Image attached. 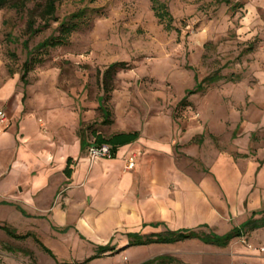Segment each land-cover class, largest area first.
<instances>
[{
  "label": "rangeland",
  "instance_id": "374dc122",
  "mask_svg": "<svg viewBox=\"0 0 264 264\" xmlns=\"http://www.w3.org/2000/svg\"><path fill=\"white\" fill-rule=\"evenodd\" d=\"M161 1L174 17L171 31L155 17L150 0H60L50 26L31 38L28 18L45 0H28L24 13L1 9L0 78L19 79L24 107L31 99L46 110L80 115L77 135L84 133L91 143L93 131L108 138L118 120L135 125V133L146 140L159 137L183 153L177 140L194 127L204 129L190 143L199 154L257 159L264 151V0ZM65 20L77 25L68 45L34 52L42 62L25 73L23 42L28 40L34 51L58 35ZM115 63L127 68L105 78ZM196 81L203 90L188 95ZM100 105L111 113L108 125ZM17 207L0 204V264H56L34 239L43 244L40 226ZM7 230L30 237L17 239ZM238 242L245 245L243 239ZM43 245L60 253L57 244Z\"/></svg>",
  "mask_w": 264,
  "mask_h": 264
},
{
  "label": "crops",
  "instance_id": "0c3cea01",
  "mask_svg": "<svg viewBox=\"0 0 264 264\" xmlns=\"http://www.w3.org/2000/svg\"><path fill=\"white\" fill-rule=\"evenodd\" d=\"M23 92L18 78H0V110L9 120L0 128V204L18 205L40 226L43 244L60 247H46L56 264H264V227L225 247L199 239L129 246L135 235L225 236L249 220L264 221V151L247 161L216 151L205 156L190 144L204 129L191 127L177 140L183 153L170 141L139 135L113 159L91 161L94 143L77 135L80 115L31 99L24 107ZM128 124L117 120L109 137L135 133ZM131 157L136 168L128 171ZM106 246L114 251L101 254Z\"/></svg>",
  "mask_w": 264,
  "mask_h": 264
},
{
  "label": "trees",
  "instance_id": "16d2710c",
  "mask_svg": "<svg viewBox=\"0 0 264 264\" xmlns=\"http://www.w3.org/2000/svg\"><path fill=\"white\" fill-rule=\"evenodd\" d=\"M152 3V10L155 14V17L165 25V28L167 31H171L174 29L173 23H174V17L171 14L169 7L166 2H162L161 0H150ZM219 2H224L226 4H229L231 0H218ZM60 0H45L44 4L40 7H36L33 11H31L30 16L27 21V27H26V34L31 38L36 36L38 33H40L42 30L48 28L50 26V22L55 19V15L58 9V3ZM28 6V0H0V10L9 8L15 10L17 13H24L27 10ZM39 8V9H38ZM40 10V11H37ZM38 12V13H37ZM38 19L42 22V25L40 24L37 27ZM77 29L76 24L68 23L66 20L63 21L58 29V35H52L48 39L44 40L43 42L39 43L34 51H29V41L26 40L23 42V47L25 50H27L28 59L25 62L24 69L25 73L30 72L32 70L33 66L35 64H40L42 62V59L39 57H32V54L34 52L42 53L49 49H56L58 47H63L68 45L69 39L73 32ZM117 68L126 69L127 65L126 63H115L111 65L106 72L104 73V77L108 79L110 77V74L114 72ZM197 78V77H196ZM218 77L214 76L210 79V81H215ZM197 80V79H196ZM196 88L192 91H188V95H193L196 93H199L203 90L202 83H198L196 81ZM107 92H109L111 89L107 88L105 89ZM101 111L104 116V125H108L110 123L109 119L111 117L110 111L101 105ZM95 138L94 146H102L107 145L110 146L115 154L116 149L125 146L127 144H131L139 139V133H132V134H118L114 135L109 138H104L101 134H97L95 131L92 132ZM92 145V146H93ZM21 213L26 216V213L21 211ZM264 227V221H253L249 220L243 225H241L238 228H235L233 231H231L229 234L225 236H218L216 234H207V233H197L195 231L191 230H181L177 232H167L165 234L156 235L154 237H143L135 235L132 237L133 241L129 244V246H140V245H147L150 243H159V244H172L176 242L185 241L188 239H199L207 244H213L220 247H225L229 244L231 240L234 238L243 237L245 234ZM7 233L14 238L17 239H26L30 237V235L25 236H18L14 231L7 230ZM36 242L43 248V250L49 254L51 257L54 258L52 252L46 248L38 239H36ZM109 251H114L110 246L106 247H100L99 252L101 254L107 253ZM162 259V258H161ZM172 262V260H171ZM145 264H154V261L147 262Z\"/></svg>",
  "mask_w": 264,
  "mask_h": 264
},
{
  "label": "built area",
  "instance_id": "2783aa9c",
  "mask_svg": "<svg viewBox=\"0 0 264 264\" xmlns=\"http://www.w3.org/2000/svg\"><path fill=\"white\" fill-rule=\"evenodd\" d=\"M9 125L8 117L5 111L0 110V128L6 127ZM115 156L112 148L107 145L102 146H91L88 150V157L91 161L98 159H113ZM136 168V158L131 157L125 166V169L128 171H133Z\"/></svg>",
  "mask_w": 264,
  "mask_h": 264
}]
</instances>
